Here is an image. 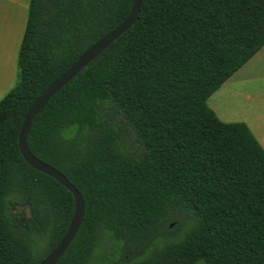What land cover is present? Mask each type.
Here are the masks:
<instances>
[{
	"label": "trees",
	"instance_id": "obj_1",
	"mask_svg": "<svg viewBox=\"0 0 264 264\" xmlns=\"http://www.w3.org/2000/svg\"><path fill=\"white\" fill-rule=\"evenodd\" d=\"M133 0H30L0 100V264H40L71 193L18 148L34 101ZM264 46V0H142L135 23L33 119L31 154L81 194L57 264H264V149L207 99Z\"/></svg>",
	"mask_w": 264,
	"mask_h": 264
},
{
	"label": "crops",
	"instance_id": "obj_2",
	"mask_svg": "<svg viewBox=\"0 0 264 264\" xmlns=\"http://www.w3.org/2000/svg\"><path fill=\"white\" fill-rule=\"evenodd\" d=\"M30 0H0V100L17 81ZM223 123H244L264 149V46L208 99Z\"/></svg>",
	"mask_w": 264,
	"mask_h": 264
},
{
	"label": "water",
	"instance_id": "obj_3",
	"mask_svg": "<svg viewBox=\"0 0 264 264\" xmlns=\"http://www.w3.org/2000/svg\"><path fill=\"white\" fill-rule=\"evenodd\" d=\"M141 2L142 0H133L130 13L125 21H123L119 26H117L99 42L86 50L65 73H63L58 79H56L41 94V96L34 101V103L30 106L24 116V120L18 136V148L23 159L34 170L45 174L57 181L71 193L74 199V214L66 233L64 234L56 248L40 264H57L62 255L68 249L82 223L84 202L78 190L73 185H71L59 171L43 163L31 154L26 144V137L29 132L31 123L35 116H37L45 108L49 100L61 88H63L68 82H70L82 69H84L95 58H97L111 43L122 36L135 23L140 12Z\"/></svg>",
	"mask_w": 264,
	"mask_h": 264
}]
</instances>
